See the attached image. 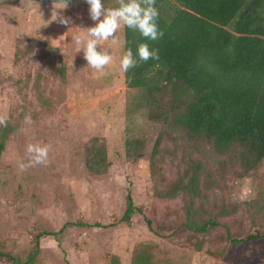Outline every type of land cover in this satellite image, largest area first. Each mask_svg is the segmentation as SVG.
<instances>
[{"label":"rangeland","instance_id":"obj_1","mask_svg":"<svg viewBox=\"0 0 264 264\" xmlns=\"http://www.w3.org/2000/svg\"><path fill=\"white\" fill-rule=\"evenodd\" d=\"M60 3L0 0V117L11 128L0 151V264L33 252L29 264H110L113 255L132 264L143 251L153 264H264V160L247 169L239 149L220 154L176 129L166 91L155 102L127 87L123 27L103 45L112 63L88 66L71 38L95 23L88 5ZM176 5L161 8L169 17ZM93 139L109 162L102 172L86 166ZM126 140H139L140 156L126 155ZM29 143L48 145L47 161L22 169ZM191 173L197 195L181 187ZM188 218L207 228H188Z\"/></svg>","mask_w":264,"mask_h":264},{"label":"trees","instance_id":"obj_2","mask_svg":"<svg viewBox=\"0 0 264 264\" xmlns=\"http://www.w3.org/2000/svg\"><path fill=\"white\" fill-rule=\"evenodd\" d=\"M175 1L174 13L167 17L162 0H156L164 35L149 43L160 50V59L124 72L125 84L145 89L155 102L166 91L175 111L172 124L176 129L190 138L205 139L220 154L239 149L246 168H253L264 160V0ZM123 31V52L128 46L135 50L146 39L136 30L123 27ZM10 129L6 125L1 131L0 151ZM126 143L127 156L141 155L139 140ZM85 161L92 172H102L109 165L96 139L87 148ZM196 178L191 173L182 189L189 186L197 195ZM175 193L174 188L169 192ZM135 211L128 193L121 220L129 222ZM186 224L195 231L208 225H198L192 218ZM150 256L149 251L139 252L132 264H153ZM34 257L35 252L24 260L10 259L29 264ZM110 264H120L116 255Z\"/></svg>","mask_w":264,"mask_h":264},{"label":"clouds","instance_id":"obj_3","mask_svg":"<svg viewBox=\"0 0 264 264\" xmlns=\"http://www.w3.org/2000/svg\"><path fill=\"white\" fill-rule=\"evenodd\" d=\"M88 5L89 17L94 24L84 28V31H77L71 35L75 45V51H83L87 65L96 71H103L105 67L112 63L114 57L104 43L111 38L116 39V33L121 27L133 29L139 32L141 37L135 45V50L131 46L126 47L120 57L119 67L122 72L136 68L141 63L158 61L160 50L150 46L149 41H158L164 31L160 27L159 9L156 0H118L114 7H106L104 0H85ZM68 7V0L55 5L57 9ZM52 20L61 24H68L69 18L54 11ZM26 119H29L26 117ZM7 120L0 117V126H6ZM29 154L27 163H21L20 167L27 168L35 164L46 163L48 157V145L39 143H29L26 147Z\"/></svg>","mask_w":264,"mask_h":264}]
</instances>
